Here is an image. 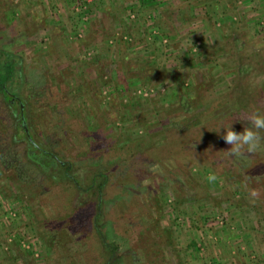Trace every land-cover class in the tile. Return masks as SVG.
I'll use <instances>...</instances> for the list:
<instances>
[{"label": "rangeland", "instance_id": "obj_1", "mask_svg": "<svg viewBox=\"0 0 264 264\" xmlns=\"http://www.w3.org/2000/svg\"><path fill=\"white\" fill-rule=\"evenodd\" d=\"M3 50L28 119L0 91V264H264V130L214 131L264 112V0H0Z\"/></svg>", "mask_w": 264, "mask_h": 264}, {"label": "trees", "instance_id": "obj_2", "mask_svg": "<svg viewBox=\"0 0 264 264\" xmlns=\"http://www.w3.org/2000/svg\"><path fill=\"white\" fill-rule=\"evenodd\" d=\"M4 54V57L0 56V91L2 94V101L9 102V106L11 109H14V107L17 105L19 110L21 111V124L23 125L27 119L28 114L25 113L24 108H22V105L24 104L21 98H18L16 96L17 92V78L19 80H22V70L20 68L19 62L13 63L12 60L15 58L14 55L7 51H1ZM209 122L218 123L215 120H209ZM16 137L14 139H25L26 144V159L30 162L31 166L35 167L38 170H47L50 167L58 166L60 168H64L65 174L69 175L71 170V164L67 163L66 166L62 164V159L60 155L55 154L54 152H51L48 148H46L42 142H40L38 139H36L35 135L31 132H29V135L26 132L25 126H21L18 128L16 134ZM30 137L33 138L34 142L30 141ZM87 143V137L82 138ZM14 141V140H13ZM198 146H200L198 144ZM147 154V157L153 158V160L156 162L157 160L155 157L158 155H152L148 153L147 151L144 153H140L139 155H132L133 160L136 158H142L141 156H145ZM154 161L152 163H154ZM53 176V175H52ZM98 179V180H97ZM70 180V178L68 179ZM73 182L82 184L81 179L77 177L76 180L72 179ZM97 180V181H96ZM97 182V183H96ZM108 183V176L106 173L101 172L100 170H97L96 173L92 177V183L89 184L85 189L87 191H92L97 189L100 190V188H103ZM76 188V187H75ZM78 190L81 192V189L78 187ZM101 191V190H100ZM99 192V191H98ZM100 243H102V249L103 251H115V244H108L103 241L102 238H99Z\"/></svg>", "mask_w": 264, "mask_h": 264}, {"label": "clouds", "instance_id": "obj_3", "mask_svg": "<svg viewBox=\"0 0 264 264\" xmlns=\"http://www.w3.org/2000/svg\"><path fill=\"white\" fill-rule=\"evenodd\" d=\"M223 129L222 139L226 144L231 145L227 151L229 155H240L245 150L251 152L255 150L262 139L260 131L264 130V112H254L248 122V126L244 127L243 131H235L232 124L221 127L216 131L218 134ZM206 179L209 183H213L217 180V176L214 173H210ZM253 196L257 195L255 191L251 193Z\"/></svg>", "mask_w": 264, "mask_h": 264}, {"label": "water", "instance_id": "obj_4", "mask_svg": "<svg viewBox=\"0 0 264 264\" xmlns=\"http://www.w3.org/2000/svg\"><path fill=\"white\" fill-rule=\"evenodd\" d=\"M22 108H23V105H22ZM23 118V117H22ZM25 124V123H24ZM25 128H26V132H27V134L29 135V130H28V128L25 126ZM30 139V141L31 142H34V140H33V138L32 137H30L29 138Z\"/></svg>", "mask_w": 264, "mask_h": 264}]
</instances>
